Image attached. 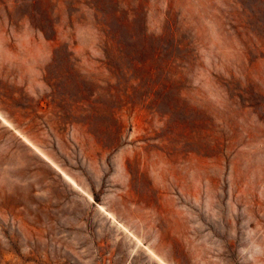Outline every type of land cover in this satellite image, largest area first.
<instances>
[{"label": "rangeland", "instance_id": "obj_1", "mask_svg": "<svg viewBox=\"0 0 264 264\" xmlns=\"http://www.w3.org/2000/svg\"><path fill=\"white\" fill-rule=\"evenodd\" d=\"M258 4L0 0V264H264V53L223 17ZM169 18L177 84L148 65ZM98 21L135 33L105 50Z\"/></svg>", "mask_w": 264, "mask_h": 264}, {"label": "trees", "instance_id": "obj_2", "mask_svg": "<svg viewBox=\"0 0 264 264\" xmlns=\"http://www.w3.org/2000/svg\"><path fill=\"white\" fill-rule=\"evenodd\" d=\"M260 4L241 6L239 8L232 7L226 11L224 19L226 24L233 30L238 38L243 52L251 54L253 51L263 49L264 53V0H259ZM134 22L120 21L114 23L98 21L94 24L96 35L105 39L104 49L110 48L109 41L119 36L120 31L134 35ZM145 36V31L141 33ZM159 44L152 47L153 57L149 62L150 74L153 72L160 75L166 83H182L186 80V76L193 69L195 64L196 49L194 40L184 36L181 32V25L175 20L169 18L164 23L161 33L157 36ZM53 41L55 39H52ZM74 45L69 42L59 44L58 49H69ZM115 74V72H113ZM124 73V71H123ZM246 80L248 81L247 77ZM225 91L232 101L235 99L248 101L251 95V86L247 83L241 86L231 76L230 80L222 83ZM178 108V107H177ZM81 129L90 133L93 129V121L85 119L77 121ZM116 131L114 133L113 143L118 142L119 134L122 129L121 122L116 121Z\"/></svg>", "mask_w": 264, "mask_h": 264}]
</instances>
